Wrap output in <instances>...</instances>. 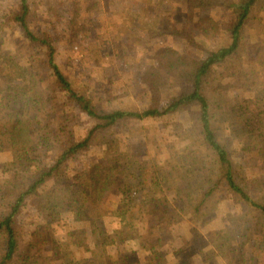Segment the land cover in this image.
Instances as JSON below:
<instances>
[{
	"label": "trees",
	"instance_id": "obj_1",
	"mask_svg": "<svg viewBox=\"0 0 264 264\" xmlns=\"http://www.w3.org/2000/svg\"><path fill=\"white\" fill-rule=\"evenodd\" d=\"M14 3L0 9V264H219L212 243L225 264H264V182L246 174L264 175V0L88 1L82 14L119 12L128 41L93 35L106 24L75 8L72 33L91 37L90 69L74 73L57 61L56 24ZM128 120L183 144L160 162L129 149L105 160L102 139ZM161 138L150 145L176 147ZM223 200L244 208L239 229L203 234ZM182 224L188 239L170 247Z\"/></svg>",
	"mask_w": 264,
	"mask_h": 264
},
{
	"label": "rangeland",
	"instance_id": "obj_2",
	"mask_svg": "<svg viewBox=\"0 0 264 264\" xmlns=\"http://www.w3.org/2000/svg\"><path fill=\"white\" fill-rule=\"evenodd\" d=\"M88 1L92 0H29L32 9L34 10V22L39 24V26H44L41 20H47L49 22H54L56 24V28L50 29L51 38L54 40L55 45L57 47V61L63 65L71 67L72 72H78L80 68H84L89 71L90 66L86 64L84 61L80 60L83 52L84 43L91 37V32H79L77 34H73L70 28L69 21L72 20L75 8L77 10L80 9L81 12H78V21L83 20H94L96 25L100 23L106 24V29H99L98 27L93 30L96 36L105 35L111 39H114L115 42L121 43L128 41V31L126 29H121V24L124 23V17L121 16L119 12H115L111 9V14H106L103 11L100 13H90V14H82L84 6H86ZM117 4L115 5V9L122 10L124 6H129V2L131 0H115ZM136 0H134L135 2ZM158 0H154L157 2ZM166 1V0H163ZM113 2V0H112ZM14 0H0V9L3 13H7V11L13 10L14 8ZM122 7V8H121ZM113 8V7H111ZM114 11V12H113ZM97 25V26H98ZM4 35L6 37H10L13 40H18L20 34L17 30L10 31L5 30ZM76 36L74 43L70 44V37ZM173 46H176V43L173 41H169ZM7 47H11V43H7ZM116 45V44H115ZM129 49L127 47L122 48V53L124 55L122 60H119L116 71L119 75H123L122 77L126 80L129 78V72L132 71V63L129 57ZM81 63L79 67L77 64ZM121 65V66H120ZM64 66V65H63ZM67 69V67L64 66ZM0 84L4 86L5 82L0 74ZM83 119V118H82ZM81 119V122H83ZM161 130V123L159 121L154 120H142V121H134L128 120L124 122H120L116 126H114L110 132V136L104 137L102 139L103 146L100 148L103 150L104 159L107 160L110 156L117 155L119 152H123L125 149L131 150L130 154L134 155V159L143 163H154L156 160L164 159L167 155L173 152L176 148L183 144V142L178 141L176 137L170 133L169 130H164V133L159 132ZM160 136L162 142H166L172 149L167 148L166 150H161L160 148L155 149L153 145H150L151 140L159 141ZM114 141V148L108 149L107 146L104 145V141L106 140ZM148 149V156H145V152ZM101 152V151H100ZM157 153V155H156ZM237 160V159H236ZM7 157L4 153H0V168L1 165L7 163ZM238 161V160H237ZM1 170V169H0ZM2 172L0 171V177L2 176ZM247 176L250 177V184L252 187L257 189L260 181L264 182V175L262 174L260 177L253 175L251 177V171L246 173ZM5 176V175H4ZM260 179V181L256 180ZM244 208L230 202L229 200H223L219 205V210L217 211V215L210 219L209 223L204 226V228H200V232L205 234L209 230H219L222 227H227L228 229H239L236 227V224L240 223L242 219H244ZM243 215V216H242ZM214 218V219H213ZM113 220V225L115 224V220ZM177 236L170 244V247H180L181 244L186 242V238L188 239V231L187 228L182 224L178 226ZM184 244V243H183ZM205 247V245H203ZM203 247V248H204ZM204 253L206 256L212 255V260H217L216 262L219 264H225V258L227 256V247L224 249H218L212 243L210 246L204 249Z\"/></svg>",
	"mask_w": 264,
	"mask_h": 264
}]
</instances>
